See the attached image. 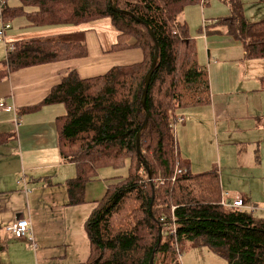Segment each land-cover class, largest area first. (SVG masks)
Returning a JSON list of instances; mask_svg holds the SVG:
<instances>
[{
  "label": "trees",
  "instance_id": "obj_1",
  "mask_svg": "<svg viewBox=\"0 0 264 264\" xmlns=\"http://www.w3.org/2000/svg\"><path fill=\"white\" fill-rule=\"evenodd\" d=\"M201 1L19 0L12 6L3 0L0 6L6 24L21 17L35 27L109 19L118 31L111 51H143L140 62L113 66L99 76L82 78L71 71L41 104L23 109L51 103L66 107L57 117V129L62 160L77 167V176L67 183L70 204L84 201L85 185L99 169L128 165L127 175L114 177L85 223L90 255L81 264H151L152 259L153 264H181L186 246L208 247L228 264H264V217L226 207L217 168L193 172L175 133L179 109L211 101L209 74L198 61L188 23L179 20L187 5ZM213 26L217 33L227 27V34L240 40L246 36L236 16L217 19L205 31ZM156 42L159 57L144 106ZM244 42L245 59L264 58V42ZM88 53L84 31L19 40L7 51L0 82L22 68ZM11 136L0 133V143ZM4 234L0 229V251Z\"/></svg>",
  "mask_w": 264,
  "mask_h": 264
},
{
  "label": "crops",
  "instance_id": "obj_2",
  "mask_svg": "<svg viewBox=\"0 0 264 264\" xmlns=\"http://www.w3.org/2000/svg\"><path fill=\"white\" fill-rule=\"evenodd\" d=\"M11 1L12 6L20 4L19 0ZM222 1L230 6L231 16L244 26L246 36L239 41L227 34L225 26L223 33L213 31V26L209 33L200 36L205 41L212 39L207 65L201 66L209 74L211 101L179 109L177 117L185 120L179 126L175 124V132L181 155L190 161L193 172L208 171L218 163L225 199L240 197L247 206L256 207L254 214L264 217V58L244 57V41L264 42V21L254 16L246 18L241 10L233 9L231 0ZM98 21L43 27L27 26V21L15 28L11 22L0 39V68L7 47L24 39L84 31L89 52L83 58L16 70L0 82V97L7 104L0 112V133L12 135L0 143L1 148L9 142L6 154L0 156V229L5 233L1 264H81L90 255L85 223L114 181L115 169H99L97 176L85 185L84 201L70 204L67 183L77 176V167L76 163L62 160L57 129V117L65 114L66 107L51 103L26 112L23 109L41 104L71 71L90 78L105 74L113 66L143 60L139 48L116 52L104 48L111 39L102 41L97 36ZM216 21L204 20V25H215ZM2 25L0 19V30ZM216 38H224L220 40L229 44H216ZM238 46L243 49L241 59L233 58ZM18 217L29 219L31 230L25 238L9 241L7 227Z\"/></svg>",
  "mask_w": 264,
  "mask_h": 264
},
{
  "label": "rangeland",
  "instance_id": "obj_3",
  "mask_svg": "<svg viewBox=\"0 0 264 264\" xmlns=\"http://www.w3.org/2000/svg\"><path fill=\"white\" fill-rule=\"evenodd\" d=\"M10 4L13 5V2L11 1ZM231 4L235 11L241 10V14H245L246 18L254 16V18H259L261 21H264V3H260V0H231ZM231 14L232 13L230 10V6L226 2H223L222 0H202L199 3L187 5L181 16H179L180 21L182 22L185 21L188 23L189 34L196 42L198 61L203 68L206 67L207 65L208 52L209 49L212 47V39H210V41H205L204 38L200 37L203 33H206L204 20H209V19L216 20L220 18H228L231 16ZM25 24H27L26 18L21 17L16 19L12 23V26L13 28H15V27L23 26ZM95 32L102 41H105V38L108 40L111 39L109 42H105L107 47L104 46V48L110 49L111 45L116 41L117 30L116 28H114L112 24H110L108 19H101L100 21H98L96 23ZM216 39H217L216 41L219 42L216 44H229L228 42L223 43L222 42L223 40H220L224 38H216ZM237 40L242 41L240 39ZM238 49L239 50L236 51V54L235 53L233 54V58L235 59L243 58L242 47L238 46ZM212 54H214L213 50H212ZM219 61H222V58H219ZM1 66L2 63L0 64V67ZM234 110L235 109L233 108L230 111L232 112ZM219 114L220 113L218 112V115ZM8 144L9 142L1 145L0 148L1 157H3L6 154L7 149L5 147H7ZM217 159L220 162V158ZM234 167H236V165H234L233 168ZM216 168L220 173V165L218 163L216 165ZM114 169H115L114 170L115 176H126L128 173V165L126 167L114 168ZM220 180H221V174H220ZM238 191L241 192V194H243L240 189ZM257 209L260 210L262 209V207L259 208L257 207ZM255 215L257 217L261 216L260 213ZM8 239L9 241L15 240L10 236L8 237ZM181 264H228V261L225 258L219 256L218 254L212 252L208 247L186 246L185 248L182 249Z\"/></svg>",
  "mask_w": 264,
  "mask_h": 264
},
{
  "label": "built area",
  "instance_id": "obj_4",
  "mask_svg": "<svg viewBox=\"0 0 264 264\" xmlns=\"http://www.w3.org/2000/svg\"><path fill=\"white\" fill-rule=\"evenodd\" d=\"M0 2H3V0H0ZM9 27H10L9 23L7 24L3 23L2 29L0 30V39H2L4 36V30L8 29ZM11 49L12 47H7L6 52ZM6 107H7V104H6L5 98L0 97V112L4 110ZM184 120L185 119L182 116H178L176 118V122L174 123V126L175 124L184 122ZM15 123L16 125L19 123L18 116L15 117ZM178 172H181V171L179 170ZM225 196L226 195H224L223 204L226 207L234 208L238 210H247L252 213H254L256 210L255 206H247L244 200L240 197H236L234 200H226ZM30 230H31V222L26 217H18L13 223L8 225L7 227V231L10 233L11 237L14 239L25 238L27 234L30 232ZM173 232H175V230H173Z\"/></svg>",
  "mask_w": 264,
  "mask_h": 264
},
{
  "label": "water",
  "instance_id": "obj_5",
  "mask_svg": "<svg viewBox=\"0 0 264 264\" xmlns=\"http://www.w3.org/2000/svg\"><path fill=\"white\" fill-rule=\"evenodd\" d=\"M113 9L116 10V11H119V12H122V13H126V14H130L132 15L131 13L129 12H126V11H123V10H119L117 9V7L115 5H113ZM152 34V33H151ZM153 36V34H152ZM155 39V38H154ZM158 57H159V44L156 42V51H155V56H154V59H153V62H152V65H151V68L149 69L148 73H147V76H146V87H145V90H144V94H143V104L145 106L146 104V95H147V91H148V87H149V84H150V79H151V76L153 74V71H154V68L157 64V61H158ZM148 118H149V114H147L146 116V120L144 121V124H143V127L144 128L146 125H147V121H148ZM138 141H137V149H138V152L140 153L141 151V146H140V133L138 134ZM150 176H151V172H149ZM162 240V233L160 234V237H159V241L161 242ZM151 264H153V259L151 260Z\"/></svg>",
  "mask_w": 264,
  "mask_h": 264
}]
</instances>
